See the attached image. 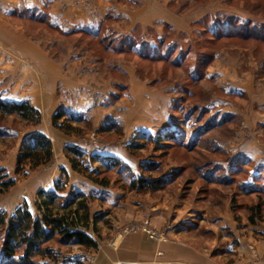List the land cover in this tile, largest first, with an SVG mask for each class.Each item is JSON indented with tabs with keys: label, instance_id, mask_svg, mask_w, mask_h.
Returning a JSON list of instances; mask_svg holds the SVG:
<instances>
[{
	"label": "rangeland",
	"instance_id": "1",
	"mask_svg": "<svg viewBox=\"0 0 264 264\" xmlns=\"http://www.w3.org/2000/svg\"><path fill=\"white\" fill-rule=\"evenodd\" d=\"M51 82L61 103L78 94L92 99L90 113L83 114L101 120L94 127V120L83 119L84 132L69 136L122 145L128 169L106 172L114 194H169L168 199L178 194L182 210L227 204L242 224V239L252 237L248 248L255 251L254 243L264 241V168L250 178L253 165L245 163L241 150L258 141L264 145V0H0V98L29 102L43 123L50 103L41 93ZM61 103L53 115L63 109ZM39 124L0 112V159L20 141L19 154L22 139ZM169 132L178 141L155 140ZM143 133L151 138L139 137ZM233 158L245 168L231 173ZM216 166L226 175L204 178ZM27 171L28 166L15 174L26 177ZM141 174L163 175L168 183L153 192L131 189L129 180ZM9 179L16 184L0 169V186ZM84 195L88 208L97 209L101 224L110 228L119 205ZM180 222L177 215L160 228L132 221L116 236L143 231L167 241ZM50 245L60 250V260L87 252L85 264H94L87 249ZM31 262L44 264L39 257ZM0 264L16 263L0 257Z\"/></svg>",
	"mask_w": 264,
	"mask_h": 264
},
{
	"label": "crops",
	"instance_id": "2",
	"mask_svg": "<svg viewBox=\"0 0 264 264\" xmlns=\"http://www.w3.org/2000/svg\"><path fill=\"white\" fill-rule=\"evenodd\" d=\"M55 88L52 82L43 86L41 95L45 96L50 103L49 112L43 114V123L30 128L27 132V134L40 132L49 137L53 145V160L47 165L27 171L26 177L16 175V158L20 141L12 150L13 152H9L8 157L0 159V169H5L7 176L16 179V184L12 188L0 194V211H5L10 215L18 207L26 204L28 209L36 214L37 209L32 202L37 192L41 189L55 190V181L59 178L61 169L65 168L69 177L68 184H66V189L59 194L69 196L74 192H81L94 196L95 199H105V202L112 203L115 207L119 205L118 209H121V212L116 214L117 218L110 228L103 226L100 218L96 221L97 232L93 231L92 226L87 230V233L97 242L96 248L87 249L88 252L94 254V264H264L262 259L264 241L255 242V251H251L247 241H252V237L242 239V224L234 220L227 204L223 207H208L206 204L204 207L188 206L182 210L178 204V194L175 198L170 195V199L166 198L169 194L161 198L155 194H132L133 192L124 190H116L114 194L110 188L86 180L75 172L64 156L65 146H75L88 154L112 156L121 161L125 159V152L122 145L85 142L81 137L66 135L55 128L52 125L51 116L57 104L61 103V99L56 96ZM20 98L27 99L24 96ZM61 105L68 113L81 115L90 122L94 120V127H98L101 121L98 120L97 114H83L90 113L93 107L92 99L85 94H78L75 99H62ZM250 122L252 121L247 120L248 125ZM102 123H104L103 118ZM260 142L241 147L247 158L245 163L253 165L254 170L251 171V175L249 174L252 179L254 174L259 172V168L261 170L264 168V145ZM234 158L233 162L228 164L229 167L233 166V169L241 166ZM115 195H118L117 199ZM89 211L91 215L98 214L97 209L89 208ZM172 215L179 216L181 222L179 226L168 231L167 241L151 239L143 231L127 232L116 236L117 229L124 224L141 221L160 228L168 218L171 219ZM98 225L102 227L101 233L98 231ZM226 228L229 234L225 231ZM54 249L57 248L54 247ZM86 254L87 252L79 254L73 252L67 254L64 259L60 260L59 257V260L53 261L52 264H85ZM43 260L44 264H51L49 261H52L48 258Z\"/></svg>",
	"mask_w": 264,
	"mask_h": 264
},
{
	"label": "trees",
	"instance_id": "3",
	"mask_svg": "<svg viewBox=\"0 0 264 264\" xmlns=\"http://www.w3.org/2000/svg\"><path fill=\"white\" fill-rule=\"evenodd\" d=\"M249 35L246 36L253 37ZM0 112L15 113L22 121L30 124L41 122L40 111L27 101H5L0 98ZM83 119L82 116L60 109L53 115L52 123L67 135H78L84 132L80 126ZM139 137L151 138L145 133ZM155 140L162 144H169L170 142L167 141L176 142L178 137L174 132H169L159 135ZM65 150L74 171L104 187L110 184L106 172L116 169L118 173H121L122 168L128 169L116 157L97 153L88 154L75 146H66ZM52 159L53 147L50 139L40 132L30 133L22 139L15 172L25 173L26 166L34 170L48 164ZM236 161L240 163V158ZM93 163H98L99 166L94 167ZM146 167L152 168L151 165ZM243 168H245L243 165L231 168L230 172L234 173L236 169L241 171ZM217 169H219L218 166L207 169L203 173L204 178L212 179L214 176L226 175L216 172ZM61 175L55 181V190H39L35 202L37 214L32 213L26 204L18 207L10 215L0 211V257L2 260L13 261L16 264H32L31 259L36 257L57 261L60 251L50 245L52 241L66 247L78 246L84 249L97 247V242L87 233V230L92 226L93 231L96 232V221L101 218V215L90 214L87 198L83 193L74 192L69 196L59 194L66 187L68 173L65 168L61 169ZM167 183L163 175L153 177L141 174L132 176L129 180L130 188L141 193L159 190ZM14 185L13 179L3 181L0 192L8 191ZM243 187L246 185L243 184ZM256 212H260L258 207Z\"/></svg>",
	"mask_w": 264,
	"mask_h": 264
},
{
	"label": "built area",
	"instance_id": "4",
	"mask_svg": "<svg viewBox=\"0 0 264 264\" xmlns=\"http://www.w3.org/2000/svg\"><path fill=\"white\" fill-rule=\"evenodd\" d=\"M145 230H147V229L145 228ZM147 231L149 232L151 237H156L157 236L153 231H149V230H147ZM159 237H160V235H159ZM160 238L164 239L165 237H160Z\"/></svg>",
	"mask_w": 264,
	"mask_h": 264
}]
</instances>
